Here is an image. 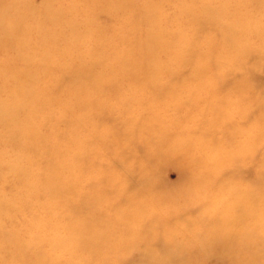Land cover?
Segmentation results:
<instances>
[{"label":"bare ground","instance_id":"bare-ground-1","mask_svg":"<svg viewBox=\"0 0 264 264\" xmlns=\"http://www.w3.org/2000/svg\"><path fill=\"white\" fill-rule=\"evenodd\" d=\"M102 1L114 10L110 2ZM176 1L182 8L179 17H174L176 28H172V22H164L167 16L160 19L161 14L165 15L162 2L144 0L142 8L147 18L139 13L119 21L117 27L121 30L111 39L112 45L102 29L91 27L93 18L88 15L79 23L83 25V35H74L76 41L72 44L77 51L65 57L67 54L62 55L59 48L61 40L68 37V27L77 28L73 18L66 22L61 16L64 11L53 10L50 5L37 11L30 0H0V51H15L19 60L0 65V80L10 71L14 74L8 98H0V126L5 130V145L15 156L9 163L4 162V155L0 157V264H109L112 257L121 258L123 264H186L194 250L204 254L217 251L225 264H264V232L260 227V220L264 219V171L257 176L260 185L240 186L233 216L226 214L209 224L198 215L193 218L188 211L190 217L185 216L179 207L165 205V212L161 202L168 199L172 205L178 204L176 201L188 197L192 188L211 190L212 185L203 183L209 178L220 180L216 190L235 188L233 179L224 176L223 170L234 166V177H238L241 153L248 146V154L254 155L253 143L243 147L248 139H253L250 132L229 133L230 140L237 139L239 143L225 150L230 162L223 169L214 157L208 163L201 156L189 159L196 167H188L186 182L179 192L170 191L165 183L148 182L152 175L147 173L149 166L144 165L143 176L147 178L143 179L147 182L135 187L133 200H128L121 213L115 203L102 210L105 187L93 186L85 178L90 165L119 151L125 143L129 146L138 137L135 130L139 124L158 133L160 162L172 153L187 159L190 149L182 148L180 140L171 141L153 125H170L187 135L189 145L208 147L206 140H197L189 132L201 122L195 119L193 128L181 125L175 114L179 116L183 110L169 107V100H179L185 92L190 101L183 103L195 101L194 106L198 107L183 116L189 118L186 122L202 115L209 117L206 126L211 122L209 127L215 129L221 122L220 115L229 117L237 110V104L221 86L227 84V74L235 61L253 52L251 48L264 46V19H254L257 10L252 7L263 0H204L200 4L196 0ZM122 2L128 8L132 0ZM230 7L235 11H230ZM200 8L203 11L198 12ZM66 12L78 16L80 8L73 5ZM261 15L264 17V12ZM241 16L244 23L237 25ZM58 19L63 21L62 30L55 23ZM183 21L188 22L186 28L180 26ZM203 21L216 26L218 34L195 36L196 25ZM241 31L250 36H241ZM258 33L262 37L257 35L260 41L253 46L252 35ZM34 36L36 42L32 40ZM84 41L89 42L87 46ZM34 56L40 60L32 59ZM218 56L223 59L221 64ZM190 60L194 62V77L189 76L181 87L165 88V76L174 77ZM57 71H66L67 75L61 77ZM205 75L210 76L209 82L198 81ZM91 78L92 82H87ZM120 90L126 93L121 95ZM4 91L0 86V94ZM53 91L57 96L54 102L46 98ZM41 106L49 111L44 118L35 116ZM259 106L264 104L256 108ZM166 109L173 113L168 114ZM21 110L30 117H18ZM261 113L264 116V110ZM115 115L122 117L126 125L121 128L125 130L106 129L105 122L110 123ZM52 123L62 125L57 136L49 131ZM83 130L92 133L90 141ZM63 144L66 151L62 155ZM42 148H47V152L43 153ZM93 150H100V154ZM104 171L103 179L107 175ZM192 181L194 185L188 186ZM5 183L11 188L14 183L12 190L16 193L4 192ZM196 202L190 204L203 209L205 204ZM153 230L159 234L155 240L148 237ZM142 235L157 243L161 236L168 237L169 245L134 244ZM183 238H189L185 243L194 244H178ZM214 239L222 244H214ZM176 246L181 251L172 248ZM135 252L141 255L136 262L129 258Z\"/></svg>","mask_w":264,"mask_h":264},{"label":"rangeland","instance_id":"rangeland-1","mask_svg":"<svg viewBox=\"0 0 264 264\" xmlns=\"http://www.w3.org/2000/svg\"><path fill=\"white\" fill-rule=\"evenodd\" d=\"M110 2L114 10L112 11L111 7L109 5H106L105 2L102 0H86L85 3L81 0H30V3L33 7H35V10L39 11L42 7L51 6L54 9L59 8L60 10H63L64 13L61 14L63 19L67 22L71 18H73L77 25L74 29H71L69 26L67 30L68 37L67 39L61 40L59 52L62 53V55L67 54L65 57L69 55H74V53L77 51V48L72 44L74 43L75 37L74 35H83V25H80L84 19L87 18L88 15L93 18V22L91 27L94 29H102L105 32V35L108 38V43L111 44V39L114 38L121 29L117 27V23L121 21L123 18H127L129 15H137L139 13L142 14L143 19L147 18V14L142 8L144 6V0H132L131 5L128 8H124V3L122 0H107ZM191 0H188V2ZM217 2L218 0H208ZM50 2V4H49ZM162 2L163 4V12L165 15H160V19H164V22L167 24H171V22L174 24L172 28H176V23L174 22V17H179L180 13L182 12L181 6L178 4V2L171 1V0H159V3ZM197 3H204V0H196ZM75 5V7L80 8V14L77 15H69L66 10L69 7H72ZM253 8H256L257 12L254 16V19L256 20H263L264 17L261 15L262 12H264V0L260 1L257 4L252 5ZM230 11H235L233 7H230ZM203 11V9H199L198 12ZM216 13V11H215ZM89 17V18H90ZM236 19V18H235ZM183 19H180L181 21ZM244 18L238 17L237 21L235 22L237 25H242L244 23ZM43 21V20H42ZM55 23L59 25L60 30L64 28L63 21L57 20ZM188 22L183 21L181 23L182 28H186ZM197 31L195 32V36H198L199 38H203L208 35H217L218 29L216 26H213L207 22H200L196 25ZM118 28V30H117ZM38 30V29H37ZM241 36H250L246 32H239ZM126 35V34H125ZM252 35V34H251ZM262 37V33H258L256 35H252L251 39V45H256V43H259L260 38L257 36ZM35 39H32L33 42L37 41V37L34 36ZM38 37L41 38L40 33ZM76 43H82V42H76ZM85 45L87 46L89 42L84 41ZM251 53L246 54V56L243 55V58L240 60L235 61L236 65L232 67L228 74H227V84L224 86H221V89L224 90L227 97H229L235 104H237V110L234 113H231V116L225 117L224 114L220 115L221 122L216 125L217 128L213 129L210 128L209 125L206 126L207 120L209 117H203L202 115L194 117L192 120L186 122V119L183 116L189 110L192 108L193 111H196L198 107L194 106L195 101L189 102V103H183L190 101L188 98L187 92L184 94H181L179 96V100L172 101L169 100L168 103L170 104V108H177L179 110H183L179 112V116L175 114V117H177V120L181 125L187 124V125H193L196 121L201 122V125L196 126V128L189 131L190 133L193 132L192 136L195 137V139L199 140V138H202L207 141L208 147L203 148L201 145H189L190 139H186L187 135H183V131H180V129H175L170 125H165L163 127L153 125V129H160L165 132V135L167 138L172 139L171 141L177 140L181 142L182 148L190 149V153L187 159H184L181 157L178 153H172L167 155V157L160 162V157L158 156V145L156 143V139L158 138V133L155 131H151L152 129H149L148 126L139 124V128H136V133L138 134V137L133 139L132 143L127 146L128 144L125 143L123 145V148H120L119 151L111 152V155L105 156L104 158L97 160V163L95 165H90L85 172V178H88L89 183H94L93 186H97L98 188L105 187L106 193L104 196V205L101 207L102 210L109 208L110 203H115L116 208L121 213L123 211L124 206H128L127 202L133 200V192H135V187L140 185L142 181H146V176H143L145 173L144 165L149 166V171L147 173H150L152 175L148 182H155L156 184L165 183L169 186L171 189L170 191L179 192L182 189V186H184V182H186L185 176L186 171L189 169L188 167L192 166L193 168L196 167V164H192L190 160L196 159L201 156V160L204 161V163H208L212 157L217 159V165L222 166V169L224 168V165L228 163V157L225 158V150L235 147L239 141L235 139L234 141L230 140L229 133L236 130V131H243V132H250L253 136V139L247 140L244 145H254V155L250 156L247 152V148L241 153L240 158V165L237 166L238 168H241V171L238 174V177H234V166H229L223 170L224 176L226 175L227 178L233 179V185H236L235 188L226 189V190H216L215 186H218L217 183L220 184V180L216 181L215 179H206L203 183L210 184L213 189H206L205 191H194V189H191V193H189L188 197H183L184 200H178L172 205L169 203L170 201L168 199L161 200L162 205L164 206V210L166 212L167 208H165V205L169 206H175L182 209L185 213V216H189L187 214L191 213L193 215V218L198 217L200 220L203 221L205 224H209L215 220L220 219L221 217H225L226 214H229V216H233L235 214L234 210V201L236 198L237 193H240L242 188L240 186H257L260 180H257V176L264 171V116H262L261 112L264 110L263 106H259L256 108V105L262 103L264 104V46L261 47H253ZM15 52V51H14ZM3 52L0 51V65L6 64L8 61L13 62H19L18 57H16L17 52ZM32 57V56H31ZM30 57V58H31ZM219 64L223 62V59L218 56ZM32 59L34 60H40V57L34 56ZM60 61V59H59ZM61 62V61H60ZM78 65V62L76 63V66ZM84 67L83 69H85ZM13 71H10L8 75H4L5 79L0 80V86L2 88H5V91L0 94V98L7 99L8 98V91L13 85ZM57 75H61V77H64L67 75L66 71L59 72L57 71ZM195 70H194V62L189 61L187 65H185L182 70L174 75V77H168L165 76L163 79L165 88H168L169 85L172 87H181L180 84L187 80L189 76L194 77ZM67 79H64L65 81L64 85H67ZM93 78L87 79V82H92ZM203 80L209 82L210 76L205 75L202 78H199L198 81ZM121 81V80H119ZM43 81H41L42 83ZM86 83V82H85ZM245 85L246 87H243ZM223 87V88H222ZM170 88V87H169ZM209 88H214V86H210ZM233 89L240 90L239 93H232L230 92ZM215 91V90H213ZM212 91V92H213ZM126 91L120 90L119 94L123 95ZM229 93V94H228ZM34 94H31V98ZM224 95V94H222ZM119 96V95H118ZM56 94L53 91L52 93H48L46 98L50 99L51 101L56 99ZM168 99L167 97L164 98L163 101H166ZM210 100L213 99V96L209 98ZM8 99L7 101H9ZM54 102V101H53ZM203 104V103H202ZM201 104V105H202ZM222 109V108H221ZM168 110V114L173 113L171 109ZM22 111V110H21ZM37 115L41 118H44L49 111L45 110L42 106L37 109ZM18 117L21 119H25L27 117H30V114L26 111H22V114H18ZM179 118V119H178ZM215 120V118H210V121ZM106 129H121L125 130L126 128H121L122 124L124 123V120L122 117L115 115L114 119L110 121V123L105 122ZM51 127L49 129L50 132H52V136H57V133L60 129H62L61 124L52 123L50 124ZM98 125V124H97ZM126 125V124H125ZM193 128V126L191 127ZM93 128H91L92 130ZM96 130V128L93 129V131ZM4 128L0 126V157L4 155V162L9 163L11 159L15 156L11 154V152L7 149L5 145V137H4ZM84 131V136L88 138V141L92 139V133L89 134V131ZM87 132V133H86ZM75 140V138H73ZM109 140L113 142V137L110 136ZM64 141V140H63ZM249 142V143H248ZM89 143V142H88ZM174 145V144H170ZM127 146V147H126ZM224 149H221L224 147ZM117 147V145L114 146V148ZM47 148H42L41 151L43 153L47 152ZM60 152L62 155L65 153L66 148H64V144L60 147ZM111 150V149H110ZM94 154H100V150H93ZM99 157H97L98 159ZM235 158H233L232 161H234ZM48 159H45L44 161H47ZM230 162V161H229ZM45 163V162H43ZM181 163V164H179ZM262 164V167H261ZM103 170H105L106 178L103 179ZM109 171V172H107ZM264 173V172H263ZM114 176V177H112ZM117 177V179H116ZM234 177V178H233ZM147 178V177H146ZM255 178V179H254ZM263 181V180H262ZM261 181V183H262ZM117 182V184H116ZM147 182V181H146ZM194 182H197L194 181ZM193 181L188 184V186L194 185ZM217 182V183H216ZM264 182V181H263ZM1 183V182H0ZM13 186L15 187L14 183ZM204 186V185H202ZM12 187V188H14ZM209 187V188H210ZM243 187V188H244ZM11 188V185L8 183L3 184V191L8 194H15ZM84 188V187H83ZM15 189V188H14ZM89 192L91 193L92 190L90 187L88 188ZM244 190V189H243ZM141 196V195H140ZM139 196V197H140ZM73 199V202H75V196L71 197ZM152 198H150L151 200ZM43 200H46V197L43 198ZM189 201V202H188ZM193 201H197L196 203H203V209L194 206V204H190ZM207 203V204H206ZM129 208V207H127ZM235 211V212H234ZM38 214H41V211H38ZM260 227L263 229L264 232V219L260 220ZM153 238L155 240L156 237L159 236L158 232L156 230H153L148 234V237ZM179 239L178 244H194V242L185 243L188 241L189 238H183ZM136 241V240H135ZM160 243L163 242V244H166L169 242L168 237H162L161 240H158ZM155 241L148 240V238H145V235H142L138 238V241L134 242V244H160ZM214 244H222L221 240H213ZM130 244V242L128 243ZM169 245V244H166ZM173 249H178V251H181L177 246L172 247ZM88 255V254H87ZM129 258L133 261H139L141 259V255L139 253H132ZM264 261V258H263ZM109 264H123V260L117 259V258H110ZM134 264V262H133ZM186 264H225L224 260L222 259V255L218 253L217 251L208 252L206 254L200 253L197 250H194L191 253L190 259Z\"/></svg>","mask_w":264,"mask_h":264}]
</instances>
